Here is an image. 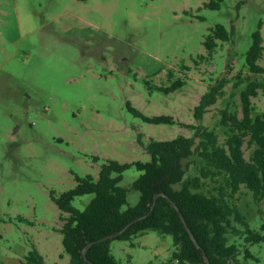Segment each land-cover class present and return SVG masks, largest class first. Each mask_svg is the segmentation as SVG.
<instances>
[{"label":"rangeland","instance_id":"rangeland-1","mask_svg":"<svg viewBox=\"0 0 264 264\" xmlns=\"http://www.w3.org/2000/svg\"><path fill=\"white\" fill-rule=\"evenodd\" d=\"M0 0V264H23L35 246L46 264H70L63 243L62 210L55 196L75 187L78 177L99 176L110 159H150L152 139L191 136L195 107L223 75L247 76V54L262 23L264 0ZM222 24L231 39L213 57L204 40ZM264 65V55L258 61ZM184 83L166 91L173 82ZM231 80L226 94L201 123L218 133L221 109H236L241 91ZM172 115L176 123L144 120ZM264 113V93L255 98ZM98 158V159H97ZM187 161V160H185ZM142 174L135 165L121 186L135 206ZM241 209L261 230L264 201L243 187ZM94 193L77 196L83 210ZM264 233V230H262ZM233 241L246 244L243 238ZM172 238L146 230L134 240L113 239L123 264H173ZM243 264H264V241L249 244Z\"/></svg>","mask_w":264,"mask_h":264},{"label":"trees","instance_id":"trees-1","mask_svg":"<svg viewBox=\"0 0 264 264\" xmlns=\"http://www.w3.org/2000/svg\"><path fill=\"white\" fill-rule=\"evenodd\" d=\"M223 1L210 0L207 5L220 8ZM262 23L253 35V45L247 54L250 73L247 76L239 73L232 78L223 75L210 85L195 107L199 123L188 125L194 129L193 135L152 139L147 146L149 160L122 163L110 159L102 165L98 177L92 174L78 177L75 187L59 196L53 194L63 211V243L70 254V264H90L83 256V248L88 242L121 230L150 211L120 235L94 244L88 252L90 260L95 264H123L112 251L113 239L134 240L149 229L171 236L169 262L173 264H207L202 249L210 257L211 264H243V251L246 257L253 256L248 245L264 241V223L261 230L251 227L241 209V196L244 187L256 202L264 201V113L254 114L255 98L264 93V65L258 62L264 55ZM230 39L231 33L226 26L216 25L204 40L207 54L201 58L213 57L220 42ZM232 79H236V87L243 82H247V86L241 91L240 106L232 109L228 104L221 109L220 122L225 129L218 133L201 121L211 106L226 94V86ZM183 83L177 80L168 87L160 86V89H177ZM129 107L146 121L176 123L172 115L149 116L138 112L130 103ZM133 165L142 171L134 183L140 191V200L135 206L125 207L127 189L120 183L125 170ZM158 192H165L177 202L201 248L168 198L161 195L155 201ZM88 193H94L95 197L85 209L74 206L73 200L77 196ZM232 235L243 238L244 249L231 239ZM23 264H46V261L34 246ZM147 264L161 263L151 260Z\"/></svg>","mask_w":264,"mask_h":264},{"label":"water","instance_id":"water-1","mask_svg":"<svg viewBox=\"0 0 264 264\" xmlns=\"http://www.w3.org/2000/svg\"><path fill=\"white\" fill-rule=\"evenodd\" d=\"M161 195L167 197L168 200H169V201L174 205V207L179 211V214H180V216H181V219H182L183 222L185 223V225H186L188 231L190 232L192 239L194 240V242L196 243V245H197L199 248H201V245H200L199 241L197 240L195 234L193 233L192 229H191L190 226L188 225V222H187V220H186V217L184 216L182 210H180V207H179V205L177 204V202H176V201H175L170 195L166 194L165 192H158V193H156V194H155V201H156V199H157L159 196H161ZM154 204H155V202H154ZM154 204H153V206H152V209H153V207H154ZM150 212H151V211H150ZM150 212H148V213L145 214V215H141V216H138L137 218L133 219V220H132L131 222H129L124 228H122L121 230H119V231H117V232H114V233L108 234V235H106V236H104V237H102V238H99V239H97V240H92V241L88 242V243L85 245V247L83 248V256H84V258H85L90 264H95L92 260H90L89 255H88L89 249H90L94 244H96V243H98V242H101V241L108 240V239H110V238H114V237L120 235V234L123 233V232H124V231H125V230H126L131 224H133V223H135V222H137V221H139V220L145 218ZM202 250H203V254H204L205 261L207 262V264H211L210 257L208 256V254L206 253V251H205L204 249H202Z\"/></svg>","mask_w":264,"mask_h":264}]
</instances>
